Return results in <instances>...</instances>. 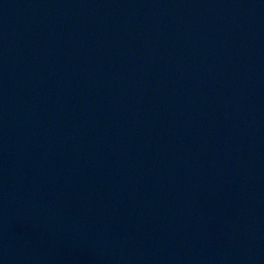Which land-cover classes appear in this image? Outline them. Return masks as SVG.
Here are the masks:
<instances>
[{
  "label": "water",
  "instance_id": "1",
  "mask_svg": "<svg viewBox=\"0 0 264 264\" xmlns=\"http://www.w3.org/2000/svg\"><path fill=\"white\" fill-rule=\"evenodd\" d=\"M0 264H264V0H0Z\"/></svg>",
  "mask_w": 264,
  "mask_h": 264
}]
</instances>
